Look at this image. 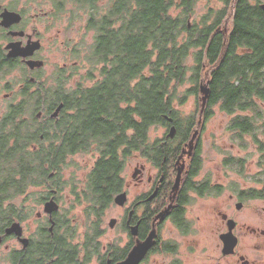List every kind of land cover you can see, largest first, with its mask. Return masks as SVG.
<instances>
[{
  "label": "trees",
  "instance_id": "1",
  "mask_svg": "<svg viewBox=\"0 0 264 264\" xmlns=\"http://www.w3.org/2000/svg\"><path fill=\"white\" fill-rule=\"evenodd\" d=\"M51 1L55 17L72 5L69 23L81 18L85 31L92 32L81 59L90 66L86 77L93 82L84 87L78 80L70 86L69 76L77 66L56 67L50 88L13 94V99H20L10 102L0 118V223L7 226L29 218L24 202L34 194L30 188H41L37 191L39 202L54 189L58 202L65 186L61 172L65 166H78L68 163L69 158L92 153L94 160L84 176L76 180L72 174L69 179L74 200L68 211L82 207V238L75 242L77 228L56 211L52 233L48 223L40 224L22 263L89 264L96 258L105 264L109 251L114 262L125 257L130 243L108 245L101 252L99 238L104 232L105 211L124 187L126 161L141 157L172 179L175 159L196 123V111L182 118L174 101L178 98L181 104L186 98L178 97V91L186 82L188 69L193 86L187 94L197 95L203 66L210 67L218 60L225 35L217 29L232 0H219L218 7L209 6L199 22L191 23L188 19L197 0H105L103 7L99 6L102 0ZM259 1H235L226 49L209 73L202 118L206 122L216 107L232 115L227 130L239 139L252 135L263 151L258 134L264 136V9ZM173 8L181 14H172ZM190 55L194 63L187 67ZM42 92L44 97L39 96ZM59 103L58 116L50 117ZM39 111L41 117H37ZM171 124L176 127L173 138L167 131L162 138L149 137L151 127ZM200 144L198 139L186 161L178 205L192 202L193 197L188 196L191 191L199 196L222 192L209 178L193 180L202 166ZM224 165L244 173V159L229 157ZM261 165L262 187L253 188L252 198H264V163ZM21 196L22 204L17 207L13 201ZM180 217L183 220V212Z\"/></svg>",
  "mask_w": 264,
  "mask_h": 264
},
{
  "label": "rangeland",
  "instance_id": "2",
  "mask_svg": "<svg viewBox=\"0 0 264 264\" xmlns=\"http://www.w3.org/2000/svg\"><path fill=\"white\" fill-rule=\"evenodd\" d=\"M264 2V0H261ZM105 0L100 2L101 7L104 5ZM220 5L219 0H211L209 3L206 0H197L194 6L193 13L188 19V22H199L201 16L207 12L208 7L212 6L214 8ZM43 7L48 8L50 3L46 1ZM72 7V5H67L65 12H63L59 20H56L54 25V35L55 40L54 44L50 46L49 51H45V74H47L52 69H56L57 66L61 65L63 62H66L67 65H71L74 62H77V70L74 72L73 75L70 77V86H74L78 80L83 81V86H90L93 82V79L86 77V72L90 68L86 62H84L81 57L84 55L82 51L87 43L91 41L92 32L88 31L83 33L84 23L83 19L77 18L74 19L72 24V28L70 30L65 29V24L67 23L66 15L68 16V9ZM172 14L177 15L181 14L176 8L172 9ZM231 12L233 9L229 10L224 22L221 24L220 29L227 32L230 28L232 16ZM230 14V15H228ZM227 34V33H226ZM69 39V41L79 44L80 47V57L77 58L73 57L72 55L65 54L63 52L62 46L64 40ZM69 44V42H68ZM223 48V47H222ZM226 49V44L224 50H222L218 60L216 61L217 65L223 57L224 51ZM69 56V57H68ZM66 59H63V58ZM194 63L193 57L190 55L186 60L187 67L192 66ZM216 63L210 67L203 66L201 77L198 81V92H199V85L200 82H205L207 75H209L210 71L213 70L217 65ZM13 74V73H12ZM191 71L188 69L186 71V82L182 85L178 91V97H182L186 95L184 101L179 104L178 98L174 101V108L180 111V115L182 118L189 116L190 114L196 111V123L194 129H198V136L195 140V144L198 139H200V147H201V156H202V166L199 169L197 175L193 177L194 181H200L201 179L209 178L216 184H221L223 186V192L217 196H205L202 198L196 197L193 193V202L191 204L192 209L189 214V218L194 220L195 225V234L193 238L197 240L198 248L196 251V257L194 260V264H214L217 261H221L222 264L230 263L235 260V258H226V259H219L217 256L221 255L220 250V241L218 239V234L222 230V223L221 217L218 214L217 210L230 213L235 216L240 222H247L253 221V216L255 210L257 213L262 214V226H264V199H258L250 201L248 200L245 203V206L242 210L237 211L232 203L229 200L228 196L232 192L231 190L227 189L230 185L231 181H239L240 185L243 187L247 186H255L256 180L260 177V171L262 169V165L264 163V146L263 151H260L258 145L253 139L252 135H245L242 138H238L235 132H231L227 130V127L230 123L232 115L227 114L221 111L219 108H215L214 114L203 123V114H201L200 125L197 127V122L199 119V111H200V101L199 96L200 93L197 95L187 94L188 89H190L193 84L189 80ZM45 76V75H43ZM10 81V77H3L0 76V112L5 110L6 107L10 102L17 101L13 99V96L6 97L5 94L9 95L4 89H1V86L6 82ZM263 113H264V105H263ZM204 112V111H203ZM42 115V113H41ZM41 117V116H39ZM258 126H260V121H258ZM202 126H204L203 131H201ZM192 130V132L194 131ZM261 130L260 128L257 129ZM167 131L166 126H158V127H151L149 130V137L151 139H155L157 137L162 138ZM192 134V133H191ZM259 140L263 141L264 143V136L262 134H258ZM191 137V136H190ZM233 157L236 158H244L245 161V168L244 173H238L236 170L225 166L224 160L226 158ZM94 160L93 154H77L69 158L68 163H77L78 166L75 164H71L65 166L61 174L63 175L61 180L65 183L64 189L60 192V200L58 201L59 204V211L61 215H65L70 223L77 228L78 237L75 242L79 241L84 232L83 225V218H82V207L76 206L68 211V208L71 207L72 201L74 200V195L71 192L72 186L70 184V177L74 174L76 180L82 178L91 165L92 161ZM187 161V159H186ZM261 161V162H260ZM141 165L145 166L144 170V180L150 175L155 174L154 167L150 164L147 160L136 157L130 158L126 161L122 176L125 179L126 184H129L126 187L128 200L132 199L136 193H140L142 189L145 190V186L135 187L132 184L131 174L133 173L135 168H139ZM183 179V174H182ZM225 188V189H224ZM40 187L30 188V192H34V194L30 195L28 199L24 202L26 207H28L29 218L22 221V228H23V235L27 238H31L35 235L37 228L40 224L45 223L46 215L43 212V203L44 201H37L38 192L40 191ZM48 199H46L47 201ZM23 201V197H16L14 199V204L17 207H20ZM230 201V202H228ZM128 206V203L125 207ZM125 208H122L116 204H112L105 212L102 228L104 232L102 236L99 238L101 245H118L119 247L125 246L127 244L128 235L126 233V229L122 227L121 220L123 217V211ZM40 212V216L37 213ZM256 213V212H255ZM112 218H116V224L114 227H109V221ZM240 232V243L239 249L241 252H247V256L249 258L259 259L260 261H264V247L262 249L263 252H254V250L249 249L247 247L248 244L253 243V238L250 235H246L243 231ZM17 239L15 236L6 238V244L0 246V256L3 255L5 246L7 249H12V246H15ZM186 245L184 244V248ZM187 249V247L185 248ZM184 249V250H185ZM6 250V249H5ZM212 258L210 255H212ZM7 258V257H6ZM5 260V259H4ZM6 261V262H5ZM0 262V264H8L7 260ZM89 264H99V261L95 258Z\"/></svg>",
  "mask_w": 264,
  "mask_h": 264
},
{
  "label": "flooded vegetation",
  "instance_id": "3",
  "mask_svg": "<svg viewBox=\"0 0 264 264\" xmlns=\"http://www.w3.org/2000/svg\"><path fill=\"white\" fill-rule=\"evenodd\" d=\"M46 1L50 3L48 8L42 6ZM262 3L264 2L260 0V6ZM56 20H59V17H55V8L51 0H0V74H4L3 77H10V81H6L1 86V89L9 92V95L5 94V98H10L14 93H23L25 90L32 93H37L39 91L48 89L53 85L55 68L45 74L44 69L46 62L44 53L45 51L48 52L50 46L54 44V25ZM66 20L67 23L65 24V29L70 30L73 24H71V22L69 23L70 19L67 15ZM83 33H85V29H83ZM79 44V42L77 44L69 41L67 38L63 42V52L76 57V51H80ZM63 59L66 58L64 57ZM29 61H38L42 64L40 66L36 65L31 67ZM71 65H77V62H74ZM68 66L69 65H67L66 62H63L57 67L67 68ZM39 96L44 97L45 92L39 93ZM19 99L20 97H18L17 100ZM54 110L55 109L50 112V117ZM4 112L5 110L0 112V118L3 116ZM186 159H188V157H185L184 173L186 171ZM245 161L246 159H244V168ZM141 166L142 170L137 174L136 177L131 176V178L133 186L139 187L143 185L145 186V190L142 189L140 193H136L132 199L128 200L126 187L130 185V183L126 184L124 179V187L121 191L126 193V200L124 204L119 205L114 202L115 196L117 194L113 198V204L125 208L120 225L126 229V233L128 235L127 244L130 243V250L135 246L138 240H144L149 235L150 231L152 230L153 218L169 203L171 188L176 175L175 162L172 179H170L169 176L165 177L161 169L152 165L154 167L155 174L148 176L146 180H144L143 172L145 170V166ZM202 180L204 179H201L200 181ZM183 181L184 180L182 179L168 213L165 214L163 219L156 221V236L154 238V244H152V246L146 251L139 264H194L198 243L197 240L193 238L195 234L194 220L189 218L193 199L192 202L186 201L181 205H178L177 203L179 192H182L183 190ZM256 182L257 183H255V186L247 187L241 186L239 181L236 180L229 183L230 186L227 189L231 190L232 192L229 194L228 198L230 201H232L237 211L242 210L248 200L255 201L258 199H264L251 197L253 188L261 189L262 187V183L259 182V179L256 180ZM210 184H214L219 187L223 186L221 184L214 183L212 180H210ZM221 190L223 192V189ZM193 193L196 195V197H200L193 191L188 192V196L194 197L191 195ZM50 194L51 195L47 199L51 197L55 199L54 195L56 194L54 189H51ZM203 197L205 196H202V198ZM127 203L128 206L125 207ZM238 203L241 204L239 208L237 207ZM57 211H59V209ZM181 212H183V220L180 217ZM217 212L222 219V230L218 234L221 255L219 254L217 257L219 259H226L230 257L235 258L234 261L226 264H264L263 260L260 261L258 258H249L247 256V252H241L239 249V243L241 239L239 231H243L246 235H250L253 238V243L248 244L247 247L254 250L256 253L263 252L264 226H262L261 211H259L260 213H257V210H255L256 213L254 212L253 221H250L249 223L240 222L237 218H235L231 211L230 213H226L217 210ZM54 213L52 214L53 221ZM150 214L151 217L149 220L148 216H150ZM224 214L227 217L226 219H223L222 217ZM46 216L45 223L49 224L47 227L49 230L50 222L48 215ZM112 219L116 220V218ZM227 219H233L235 222V226L232 231L236 236L237 242L234 246L233 252L231 254L225 255L222 253L223 245L220 235L227 231ZM174 221H177L178 224ZM14 222H19L22 226V221L15 220ZM135 224H138V229L137 233L134 235L131 233V226ZM10 225L5 226L0 223V246L6 244V238L14 236V234H11L10 236L5 235V229ZM49 232L52 233L50 230ZM22 236L24 235L22 234ZM28 239L29 243L25 248L19 240L16 241L15 246L11 247L12 249H7V246H5L6 250L4 249L3 255L0 256V262L7 260L8 264H25L22 263V258L29 252L31 243L30 238ZM184 244L186 245L187 249H185L186 247L184 248ZM106 249V245L101 246V252H105ZM111 252L112 251H109V253ZM109 253L105 264H108V261H110V264L116 262L111 260ZM210 256L212 258L213 254ZM214 264H222V262L219 260Z\"/></svg>",
  "mask_w": 264,
  "mask_h": 264
},
{
  "label": "water",
  "instance_id": "4",
  "mask_svg": "<svg viewBox=\"0 0 264 264\" xmlns=\"http://www.w3.org/2000/svg\"><path fill=\"white\" fill-rule=\"evenodd\" d=\"M261 8L264 9V3L261 4ZM232 9V8H231ZM230 15V14H229ZM218 30H220V28H218ZM222 33H226L225 29L224 31L221 30ZM227 34H225V38H224V42L222 45V50H224L225 44L227 42ZM222 52V51H221ZM30 66L34 67V66H40L42 63L38 62V61H29ZM217 65V63H216ZM209 75H207L205 82H200L199 85V101H200V111H199V119L197 122V127L198 125H200L201 119L200 116L201 114H203V111L205 109V105L207 102V98L209 95ZM62 108V103H60L55 110L51 113V117H57L60 109ZM41 111H39L37 113V117L41 116ZM172 119L169 118L168 122H171ZM176 132V127L175 125H169L167 128V136L172 138L175 135ZM199 132L198 129H194V131L191 134V137L189 138V140L187 142L184 143L183 147L181 148V152L179 153L176 161H175V165H176V175L174 178V182L171 188V193H170V197H169V203L153 218L152 221V230L150 231L149 235L141 241H137L135 246L128 251V253L126 254V256L121 259L118 260L116 262H114L113 264H139V262L142 260V258L144 257L146 251L152 246V244H154V238H155V226H156V221L157 220H161L164 218L165 214L168 213L172 202L174 201V198L176 196V193L178 191L179 185L181 183L182 180V173L185 170V157H189L192 154L193 151V147L195 145V140L198 136ZM186 155V156H185ZM142 170V166H140L139 168H135L133 173L131 174L132 177H136L137 174ZM126 200V193L122 192L118 195L115 196V203L119 204V205H123L124 202ZM241 206V204H237V207L239 208ZM59 209V204L58 202L53 198H49L47 201H44L43 203V212L45 214L48 215V219L50 222V226H49V230L52 232L53 226H54V221L52 219V214L54 212H56ZM40 212L37 213L38 216H40ZM223 219H226V215H222ZM115 219H110L109 221V226L113 227L115 224ZM235 226V222L233 219H227V231L222 233L220 235V239L222 241V253L223 254H231L234 250V246L236 244V236L233 234V228ZM137 229H138V224H135L133 226H131V233L132 234H136L137 233ZM11 234H14L16 236V238L22 243L23 247L25 248L28 243H29V239L26 237H23V228L21 226L20 223L18 222H14L12 223L9 227H7L5 229V235L9 236ZM108 264H110V261H108Z\"/></svg>",
  "mask_w": 264,
  "mask_h": 264
},
{
  "label": "bare ground",
  "instance_id": "5",
  "mask_svg": "<svg viewBox=\"0 0 264 264\" xmlns=\"http://www.w3.org/2000/svg\"><path fill=\"white\" fill-rule=\"evenodd\" d=\"M235 1L236 0H232V2H231V4H230V8H229V10L232 8L233 9V11H234V5H235ZM231 9V10H232ZM232 14H233V12H231V15L230 16H232ZM229 15V14H228ZM218 28H220V27H218ZM218 30V29H217ZM219 31H221V29L219 30ZM228 31V30H227ZM227 33V32H226ZM226 33H223L224 35L226 34ZM173 138V137H172ZM177 159V158H176ZM176 161V160H175ZM122 193V192H121ZM120 194V193H119ZM118 195V194H117ZM115 202V201H114ZM117 204V203H116ZM14 223V222H13ZM19 223V222H18Z\"/></svg>",
  "mask_w": 264,
  "mask_h": 264
}]
</instances>
